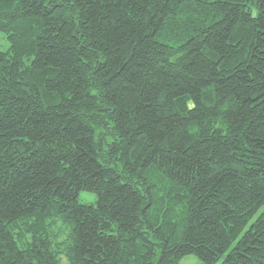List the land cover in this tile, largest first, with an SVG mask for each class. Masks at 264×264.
I'll return each mask as SVG.
<instances>
[{"label": "trees", "instance_id": "1", "mask_svg": "<svg viewBox=\"0 0 264 264\" xmlns=\"http://www.w3.org/2000/svg\"><path fill=\"white\" fill-rule=\"evenodd\" d=\"M3 35L0 264H264V0H0Z\"/></svg>", "mask_w": 264, "mask_h": 264}, {"label": "rangeland", "instance_id": "2", "mask_svg": "<svg viewBox=\"0 0 264 264\" xmlns=\"http://www.w3.org/2000/svg\"><path fill=\"white\" fill-rule=\"evenodd\" d=\"M10 47L9 42L7 41V39L5 38V36H0V51H7ZM80 202L83 204H95L97 201V196L94 193H89V192H82L79 198ZM51 220H56L58 221V219L56 217L51 218ZM60 221V222H59ZM58 222L52 224L49 228V232L50 234H55L56 232L61 233L62 235L63 232L60 230L63 229L65 227L67 234L69 232V227L66 223H64V221L62 219H59ZM49 219L47 220V223H49ZM180 264H202V262L198 259V257L196 256H187L186 258H184L182 260V262Z\"/></svg>", "mask_w": 264, "mask_h": 264}]
</instances>
